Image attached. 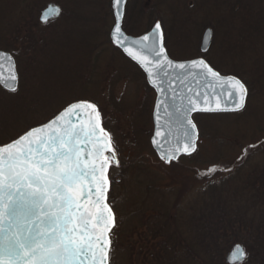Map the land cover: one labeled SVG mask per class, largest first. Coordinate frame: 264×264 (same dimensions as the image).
<instances>
[{
  "label": "trees",
  "instance_id": "trees-1",
  "mask_svg": "<svg viewBox=\"0 0 264 264\" xmlns=\"http://www.w3.org/2000/svg\"><path fill=\"white\" fill-rule=\"evenodd\" d=\"M91 1L42 0L34 4L44 10L46 7L42 4L45 2L66 8L70 3L91 5ZM210 5L216 9L223 8L225 17L233 25L227 27L234 36L223 38V47L225 51H234V56L240 55L241 65L233 67L232 72H223L207 59V54L204 56L200 51L197 57L186 60L204 58L219 73L239 78L248 88L249 99L242 113L195 116L201 137L197 153L191 157L166 164L152 149V111L148 113V124L143 117L149 106L151 108L152 105L154 110L155 93L135 63L125 58L112 44L110 31L107 43L112 47L113 56L120 55L131 69L124 79L130 83L133 79L145 81L146 97L139 106H134H137L135 117L142 118L145 127L143 136L137 138L140 139L138 145L142 147L144 141L148 143L150 140V150L134 154L127 145L122 146L116 132L112 133L107 126L109 123L98 104L99 100L92 96L82 94L75 100L68 99L52 109L47 118L34 122L32 117L51 108L46 106L50 102L44 100L45 95L30 98L24 95L20 86L15 93L7 92L0 86V145L8 144L30 128L47 123L71 103L88 101L97 105L103 128L112 136L120 162L119 166L113 165L110 172L109 204L117 221L111 233L110 264H226L228 253L236 244L246 249V264H264V0H210ZM110 6V14L114 18L112 2ZM131 6L142 16L154 6L157 7L153 15L162 10L160 0H130L127 12ZM40 9L35 10L36 15L29 12L28 18L26 15L19 20V25L12 27L14 34L0 36V51L13 55L16 62L21 53H33L36 57L44 53L43 48L47 44L51 46L55 42L59 52L63 48L58 41L63 34L62 27H55L61 21L50 25L54 31H47L50 26L43 27L39 21ZM212 24H205L203 31L207 27L215 31ZM97 48V44H93L88 54V64L93 67L88 66L83 70L86 73H82L88 78L83 82L84 86L79 87L84 91L91 89L89 86L93 85L94 78H99L98 74L91 72L98 68L100 61V56L95 55ZM65 56L72 62L68 54ZM79 70L81 72V67ZM122 72L113 74L112 85H108L112 93L119 79H123ZM104 80L108 83V76L105 75ZM204 118L208 123L202 120L204 125H201L198 120ZM14 128L17 133L10 134L9 130ZM138 130L137 127V133ZM233 132V137L227 136ZM124 140L134 144L131 137ZM228 140L231 141L230 151L222 157L218 147ZM205 141L211 147L206 161L210 162L206 167L193 163L201 154ZM213 149L218 152L213 153ZM211 167H216L217 171L209 176L206 173ZM131 174L132 179L129 178Z\"/></svg>",
  "mask_w": 264,
  "mask_h": 264
},
{
  "label": "snow or ice",
  "instance_id": "snow-or-ice-1",
  "mask_svg": "<svg viewBox=\"0 0 264 264\" xmlns=\"http://www.w3.org/2000/svg\"><path fill=\"white\" fill-rule=\"evenodd\" d=\"M121 2L115 0L116 5ZM60 13V8L49 6L41 22L46 24ZM121 25L118 16L114 41L149 77H158L161 69L167 76L172 67L184 72L197 69L205 78L228 86L230 109L209 106L206 96L201 107L197 92L188 99L189 112L245 110L248 88L239 78L222 77L202 58L189 65L169 59L160 22L154 26L151 44L146 43L149 35L127 42ZM135 46L146 49L152 58L134 51ZM187 124L192 131H184L182 146L161 155L165 163L177 160L181 151L188 155L196 151V125L190 119ZM113 164L119 166L112 136L101 126L97 105L88 101L71 103L48 123L0 145V264H110L111 233L117 226L108 202L112 184L108 172ZM216 171L211 167L206 174ZM247 257L246 249L236 244L232 256L236 264H246Z\"/></svg>",
  "mask_w": 264,
  "mask_h": 264
},
{
  "label": "rangeland",
  "instance_id": "rangeland-1",
  "mask_svg": "<svg viewBox=\"0 0 264 264\" xmlns=\"http://www.w3.org/2000/svg\"><path fill=\"white\" fill-rule=\"evenodd\" d=\"M111 1L92 0L90 2L91 5L70 3L66 8L63 6L65 16L63 15L59 19L61 23L55 24V27H62L63 34H61L62 37L58 41L62 44L63 48H60L59 52V48H56L57 44L55 42L54 44L52 43L54 47L45 43L47 45H44V53L38 54L37 57L33 53L31 55H26V53L22 55L21 53L17 62L20 87L24 95L26 94L30 98L45 95L44 100L50 102L46 103V106H51V108L41 111L37 116L31 118L34 122L47 118L52 113V109L61 106L66 100L69 101L68 99L73 98L75 100L82 94L92 96L94 99L99 100L98 104L103 109L105 119L109 123L107 126H109L112 133L116 132L122 146L127 145L129 151L139 154L142 151L150 150L148 145L150 140H148V143L144 141L141 144L142 147H140L138 145L140 139L137 140V138L143 136L142 132L145 131L143 121L147 124L149 123L148 116L150 114L148 113L151 111L153 113V110L152 105L151 108L150 106L148 107L144 112L143 121H141L142 118H139L138 115L135 117L136 107L146 97V84L144 80L138 81L133 79V82L130 83L127 79H124L126 73H129L131 69L127 63H124L125 61L120 55L113 56L111 48L107 43V34L115 23L113 16L110 14ZM34 2H42V0H0V36L4 35L8 37L12 33L14 34L12 27L16 28L19 25V20L26 15L28 18L29 12L36 15L35 10L37 8L40 9V6H37ZM160 2L162 3V10L159 11V14L164 16V20L170 28L168 29V51H170L172 57L185 60L186 58L197 57L198 55L196 56V54L200 51L198 48L201 45V38L203 37V28L205 24L210 25L213 23V27L215 26L214 40L207 54V59L211 60L214 65L226 73L232 72L233 67L241 65L239 62L241 61L240 55L234 56V51H225L223 47V38L227 36L230 39L234 36L233 31H229V27H227L228 25H233L225 17L222 11L223 8H213L210 5V0H160ZM49 4L45 2L42 5L45 8ZM156 7L154 6L145 12L141 25H145L146 27L151 20L155 21L158 15H153ZM132 9L133 6L130 7L127 22H131ZM42 10L38 11L39 15ZM153 16H155L154 19H152ZM81 18L83 19L80 20ZM236 23L239 24L237 21ZM49 30L54 31L53 26H50L49 29L47 28V31ZM93 44H97L98 46L95 55L100 56V61L98 68H94L91 72H94V75L98 74L99 78L96 77V80L94 78L93 85L89 86L91 89L84 91L79 87L84 86L85 80L88 79L84 74L82 75V73H86L83 70L88 66L93 67L88 64V61L90 62L88 54ZM67 54L72 58V62L67 60L65 56ZM226 61L229 63L227 64ZM79 67H81V72ZM120 71L124 73V80L119 79V83H117L112 93L108 85H112L113 74ZM105 75L108 76V83L104 80ZM77 81L78 83L76 84ZM76 86L78 87L76 88ZM136 104L137 106H134ZM202 120L208 123V120L204 118L198 120L201 122V125H204ZM137 127L140 129L138 133L136 132ZM9 131L10 134L17 133L16 128ZM227 136L233 137L234 132L227 134ZM130 137L134 139L133 141L136 146L133 143L129 144L128 141L125 143L124 138L129 139ZM230 144V140L223 141L218 147L221 150L222 157L228 154L227 151H230ZM215 151L217 149L212 152L215 153ZM210 153L211 147L209 146V142L205 141L201 154L193 160V163H199L206 167L210 162H206L209 159ZM135 171L138 172V170ZM132 177L133 175L131 174L129 178L132 179Z\"/></svg>",
  "mask_w": 264,
  "mask_h": 264
},
{
  "label": "water",
  "instance_id": "water-1",
  "mask_svg": "<svg viewBox=\"0 0 264 264\" xmlns=\"http://www.w3.org/2000/svg\"><path fill=\"white\" fill-rule=\"evenodd\" d=\"M128 3L129 0H122V2L119 5H116L115 0L112 1V9H113L112 12L114 13L115 23L117 21L118 16L122 17L121 27L123 32H124L123 21H125V15H126V9ZM49 6H55L61 9V7H59L58 5L49 4L43 10V12L46 9H48ZM60 14H62V9ZM60 16L61 15H59L55 19L60 18ZM55 19H50V21ZM153 30L150 33L146 34L149 35L150 37L149 41L146 42L147 44L152 43ZM124 34L125 37L127 38V42L139 41L142 40V38L145 36L144 35L139 38H133V37H129L125 32ZM114 37H115V33L114 31H112L111 39L113 44L122 53H124L126 58H128L130 61L135 63V65H137L141 69V71L145 74L147 78L146 83H148L149 87L155 91L154 93L156 94V102L153 112L154 134L151 139V145L160 160H162L161 159L162 154H170L175 150L177 146H182L185 139L184 131L186 129L189 132L192 131L191 126L187 124V119H190L196 125L195 141H196L197 149L191 155L185 154L182 151L177 153L178 159L172 161V163L178 162L180 159L184 157H191L197 153L199 147V141H200V131L198 125L196 124V122H194L195 121L194 117L196 115L220 116L222 114H238L245 111L243 110L241 112H235V111L227 110V111H216V112H201V111L189 112L188 109L191 107V105L188 104V99L189 97H193L197 92H199L200 95L195 98L201 107L204 106L203 100L206 96L208 99L209 106L215 107L217 104H219L222 109L225 108L230 109L232 106V99L229 98L227 95L228 86L222 85L216 81H212L210 78H205L203 76V73H201L197 69H191L189 72H184L182 70L176 69L175 67H172L171 69H167L168 71L167 76L163 75L165 69H161L160 75L158 77L155 78L149 77L148 73L144 70L143 66L140 63H138L137 60L129 56L128 53L122 47H120L118 43L114 41ZM213 40H214V31L212 28H209L206 30L202 38V45H201L202 54H207L210 51L213 44ZM164 44H165V37H164ZM133 50L138 52L139 54L148 55L150 59L152 58L150 53H148L146 49H140L139 46H135ZM168 57L170 60L173 61L174 64L183 63L189 65L192 61V60L175 61L170 58L169 54ZM205 61L207 62V60ZM193 73L195 74L193 75ZM13 74L17 76V80L15 81L12 79ZM221 76L235 77V76L223 75V74H221ZM153 79H155V83L152 82ZM19 85H20V78H19L17 63L15 58L13 57V55H11L6 51H0V86L3 88V90L7 92L15 93L11 91V88L16 87L18 91ZM248 99H249V92H248ZM248 99L246 102V107L248 104ZM101 126H102V121H101ZM157 133H159V135H157ZM116 158L118 159L117 154H116ZM166 164H170V163H166ZM110 170L111 168L109 169L108 172L109 178H110ZM109 193H108V202H109ZM234 247L227 255L226 264H236V262L232 259V256L234 254Z\"/></svg>",
  "mask_w": 264,
  "mask_h": 264
},
{
  "label": "flooded vegetation",
  "instance_id": "flooded-vegetation-1",
  "mask_svg": "<svg viewBox=\"0 0 264 264\" xmlns=\"http://www.w3.org/2000/svg\"><path fill=\"white\" fill-rule=\"evenodd\" d=\"M59 7H61V6H59ZM127 7H128V5H127ZM61 9H62V14H60L61 16H60V18H62L63 17V15H64V10H63V8L61 7ZM113 11V10H112ZM129 12H130V9L128 10V12H127V9H126V15L128 16L129 15ZM140 11L139 10H136V11H134V8L132 9V13H131V22H127V20H125V21H123L124 22V26H123V29H124V32L129 36V37H133V38H139V37H142V36H144V35H146V34H148V33H150L153 29H154V26H155V24L157 23V22H160L161 23V26H162V28H163V30H164V37H165V47H166V50H167V52H168V54H169V56H170V58L171 59H173V60H179V61H183V59L182 60H180L179 58H174V57H172L170 54V51H168L169 49V47H168V45H169V43H168V38H169V30L168 29H170L169 28V26H168V23L166 24V21L164 20L165 18H164V16L163 15H161V14H159L158 13V15L156 16L157 18H159L158 19V21H154V23L152 22H150V24H148V25H146V27H145V25H141L142 24V18H143V16L142 15H140L141 13H139ZM41 14H42V12H41ZM40 14V15H41ZM39 15V16H40ZM114 15V14H113ZM126 15H125V19H126ZM138 15V16H137ZM137 16V17H136ZM41 17V16H40ZM40 17H39V21H40ZM60 18H58V19H55V20H52V21H50V23L48 22L47 24H43V23H41V21H40V23H41V26H43V27H47V26H50L51 24H54V23H56V22H58L59 21V19ZM114 26L115 25H113V27L110 29V39H111V34H112V31H113V28H114ZM147 27H149V29H147ZM207 29H209V27H207L206 29H204V31H203V36H204V34H205V32H206V30ZM203 38V37H202ZM201 38V39H202ZM111 42H112V39H111ZM112 44H113V42H112ZM114 45V44H113ZM201 45H202V41H201ZM201 45H200V47L198 48V50H200V52H201ZM115 46V45H114ZM116 47V46H115ZM117 48V47H116ZM118 49V48H117ZM119 50V49H118ZM111 51H112V47H111ZM120 51V50H119ZM121 52V51H120ZM209 53V52H208ZM207 53V54H208ZM121 54H123V56L126 58V56L124 55V53H122L121 52ZM204 56L206 55V54H203ZM201 58V57H200ZM128 59V58H127ZM199 59V58H198ZM129 60V59H128ZM187 61V60H186ZM134 64V63H133ZM138 67V66H137ZM141 73H143V72H141ZM144 74V73H143Z\"/></svg>",
  "mask_w": 264,
  "mask_h": 264
}]
</instances>
